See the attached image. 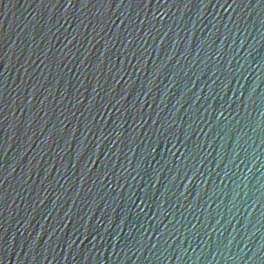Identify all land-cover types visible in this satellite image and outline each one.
<instances>
[{
	"label": "water",
	"instance_id": "obj_1",
	"mask_svg": "<svg viewBox=\"0 0 264 264\" xmlns=\"http://www.w3.org/2000/svg\"><path fill=\"white\" fill-rule=\"evenodd\" d=\"M0 264H264V0H0Z\"/></svg>",
	"mask_w": 264,
	"mask_h": 264
}]
</instances>
